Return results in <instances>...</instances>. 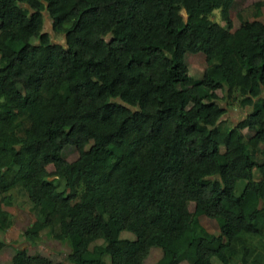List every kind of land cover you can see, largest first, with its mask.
<instances>
[{"label":"trees","instance_id":"1","mask_svg":"<svg viewBox=\"0 0 264 264\" xmlns=\"http://www.w3.org/2000/svg\"><path fill=\"white\" fill-rule=\"evenodd\" d=\"M233 1L0 0V231L23 206V239L60 244L54 264H143L153 247L155 264H264V21L231 31ZM194 37L209 46L197 78ZM44 73L53 82L35 86ZM76 130L90 140L83 172L25 171ZM86 234L99 243L79 250ZM8 264L46 258L12 247Z\"/></svg>","mask_w":264,"mask_h":264},{"label":"rangeland","instance_id":"2","mask_svg":"<svg viewBox=\"0 0 264 264\" xmlns=\"http://www.w3.org/2000/svg\"><path fill=\"white\" fill-rule=\"evenodd\" d=\"M177 2L178 0H173ZM257 1L264 0H234L232 6L229 9V19L232 24L231 31L239 25V16L246 18L249 22L254 20L264 21V3L259 8L258 15H253L255 8L253 4ZM210 17L220 24H224L223 21L218 16V11H213ZM47 26L49 25V21H46ZM46 30L49 31V27H45ZM258 31L253 24H250L247 27V37L250 40L256 39L258 37ZM52 37V34H51ZM208 44L200 40L199 38L194 37L192 42V52L187 56V64H188V72L189 75L197 78L200 76L202 70L205 67L204 63V55L208 51ZM53 76L51 73L41 74L36 81L34 82L35 86H39L43 83H52ZM216 92L219 93V89L216 87ZM221 105L224 106L223 102ZM242 110L237 109H228L223 116L231 120L232 122L236 121L237 118L240 117ZM73 144L65 148L63 153L56 152L53 154L50 163L43 167H38L34 163H27L24 166V169L28 173H36L42 175L47 178H52L54 176L55 170L63 167L68 168L70 165L76 164L77 167H80V172H83L81 168V164L87 160L86 153V145L90 142L85 136V134L76 130L73 133ZM131 149L135 156H139L141 153L145 152L148 149V142L144 139H139L130 142ZM83 149V157L81 161H78V150ZM21 204V203H19ZM189 210H192L193 205L190 203L188 205ZM7 210L11 212L13 215V223L12 226L5 230L4 232L0 231V262L3 264H8L9 258L11 256V248L19 247L21 249H26L28 252L32 253L34 251L39 252L42 256L46 258V264H54L61 260L62 251L63 250L55 241L50 239H45L43 237V241L31 247L27 242L23 239L22 230L23 228L31 223L33 220L32 213L26 211V208L23 206H12L7 207ZM200 223L210 232H215L216 226L213 220L207 219L204 216H199ZM132 237L130 233H123V236ZM99 243V239L94 234H86L83 236L82 240L78 245V249L82 250L85 248H90L92 244ZM151 249V248H150ZM155 249V248H154ZM152 249L151 253H148L152 256H148L145 264H151L153 261V256L159 255L158 248L156 250ZM158 257V256H157ZM213 262L215 259H212ZM172 264H188L186 261H174Z\"/></svg>","mask_w":264,"mask_h":264},{"label":"crops","instance_id":"3","mask_svg":"<svg viewBox=\"0 0 264 264\" xmlns=\"http://www.w3.org/2000/svg\"><path fill=\"white\" fill-rule=\"evenodd\" d=\"M152 249H154V247L151 248V249L149 250V253H151L150 251H152ZM156 249H157V248H155L154 250H156ZM159 251H160V250H158L157 254L159 253ZM148 256L150 257V256H152V255L148 254L147 257L144 259L143 264H145L146 259L149 258ZM157 256H158V257H157ZM160 256H161V252H160L159 255H155V256H153V261L151 262V264H155V263L157 262V260L160 258ZM171 264H172V263H171Z\"/></svg>","mask_w":264,"mask_h":264},{"label":"clouds","instance_id":"4","mask_svg":"<svg viewBox=\"0 0 264 264\" xmlns=\"http://www.w3.org/2000/svg\"><path fill=\"white\" fill-rule=\"evenodd\" d=\"M179 262H182V261H179ZM173 263V262H172Z\"/></svg>","mask_w":264,"mask_h":264}]
</instances>
